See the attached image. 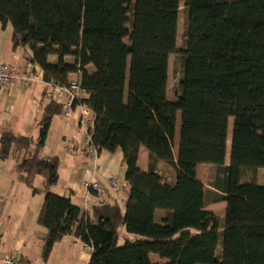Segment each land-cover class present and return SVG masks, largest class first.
I'll return each mask as SVG.
<instances>
[{
	"label": "trees",
	"instance_id": "obj_1",
	"mask_svg": "<svg viewBox=\"0 0 264 264\" xmlns=\"http://www.w3.org/2000/svg\"><path fill=\"white\" fill-rule=\"evenodd\" d=\"M0 23L13 26L14 48L30 51L27 62L40 67L47 84L69 86L70 76L81 75L78 104L90 113L92 146L123 153L125 213L104 202L86 213L50 191L59 161L41 157L61 103L45 107L36 141L2 135L1 159L15 158L20 179L45 193L38 217L47 232L45 259L75 235L92 249L89 264H264V185L241 183L243 170L264 169V0H0ZM172 56L179 67L175 101L168 98ZM141 148L147 172L139 167ZM161 163L174 170V184L160 176ZM201 165L216 169L211 187L227 205L224 221L206 210ZM39 177L41 190L34 186ZM158 210L165 212L161 223ZM121 229L135 239L121 245Z\"/></svg>",
	"mask_w": 264,
	"mask_h": 264
},
{
	"label": "crops",
	"instance_id": "obj_2",
	"mask_svg": "<svg viewBox=\"0 0 264 264\" xmlns=\"http://www.w3.org/2000/svg\"><path fill=\"white\" fill-rule=\"evenodd\" d=\"M13 36V26L11 24L3 26L0 23V62L24 72L28 63L27 58L31 53L25 48L15 49ZM48 60L50 64L54 65L58 62V58L55 56L49 57ZM89 69L92 73L94 72L92 67ZM39 78L30 85L17 82L0 88V152L1 137L4 133L31 138L32 141L38 139L44 109L51 102L45 97L50 89L43 80L41 69ZM51 92L55 94V91L51 90ZM86 133L87 131L79 123L78 112L69 119L64 118L62 114L53 118L45 147L41 153L42 158L56 157L59 161V181L50 191L56 195L70 198L73 205L86 213L91 212L95 206L104 202L118 204L124 214L127 204V189L124 188L116 193L109 186L110 179H117L121 184H126L123 153L119 150L115 153L102 151L97 156L85 153L72 155L69 148L84 146ZM230 154L231 145L229 146L228 142L227 166L230 163ZM138 163L142 171H149L148 152L144 148L140 149ZM16 165L15 158L10 157L7 160H2L0 156V264H4L3 259L8 254L23 259L29 264H89L92 249L83 245L75 235L67 236L56 243L48 258H44L47 232L38 224V217L45 193L43 191L34 193L20 179L16 172ZM215 170L213 166L202 169L198 167V179L206 186V210L215 215L224 211L226 215V203L216 202L218 192L211 187ZM158 172L165 183L174 184L175 175L169 173L162 163L158 165ZM207 173L208 176H206ZM205 176L209 183L206 182ZM254 176L256 174H253V171L243 170L241 183L252 182ZM87 182L98 183L104 189V194L97 196L89 192L84 187ZM34 186L41 190L43 179L36 178ZM164 217V211L155 212L157 223H161ZM123 239L133 240L135 236L126 233ZM151 260L155 263L165 262L160 258L157 259V256H152Z\"/></svg>",
	"mask_w": 264,
	"mask_h": 264
},
{
	"label": "built area",
	"instance_id": "obj_3",
	"mask_svg": "<svg viewBox=\"0 0 264 264\" xmlns=\"http://www.w3.org/2000/svg\"><path fill=\"white\" fill-rule=\"evenodd\" d=\"M40 68L34 64L27 63L24 72L17 70V68L0 62V88L7 87L14 83L20 82L25 85H30L34 81L39 80ZM49 91L45 94V97L49 100H55L62 105V116L66 119L71 118L76 112H78V120L80 124L87 131L84 147L80 149L82 153L89 155H98V151L92 146V138L89 133L90 126V113L88 109L80 104L79 101L85 96L81 86V75L76 74L69 77V86H54L47 84ZM55 91V94L51 92ZM71 153L78 154V149H72ZM109 186L111 189L119 193L122 191L126 184H121L117 179H110ZM85 189L89 190L97 196L104 194V189L96 182H87L84 184ZM4 264H29L27 261L17 258L12 254H8L3 259Z\"/></svg>",
	"mask_w": 264,
	"mask_h": 264
},
{
	"label": "rangeland",
	"instance_id": "obj_4",
	"mask_svg": "<svg viewBox=\"0 0 264 264\" xmlns=\"http://www.w3.org/2000/svg\"><path fill=\"white\" fill-rule=\"evenodd\" d=\"M185 15H186V12H185V2L182 1L181 2V13H180V20H179V35H178V48H180L183 44V36H184V32H185ZM169 93H168V98L169 100L171 101H175L176 98H175V92H176V88H177V84H178V81H179V67H178V59H177V56H172L171 59H170V65H169ZM232 132H233V119L230 120L229 122V138H228V142H229V146L231 145V141H232ZM176 141H177V145L175 147V152H177V146H178V143L180 141V114L178 116V124H177V132H176ZM84 147V146H82ZM82 147H75V146H71L69 148V152L71 153V150L72 149H78V154H81L82 152L80 151V149ZM72 154V153H71ZM74 155V154H72ZM76 156V155H74ZM164 165L165 169H167V171L169 173H172L175 175V172L172 168H170L169 166L165 165V164H162ZM200 169H202L203 167H208V165H201L199 166ZM253 174H256V176H254V179L252 180V182L256 185H263L264 184V169H260V170H253ZM208 176V173L207 175ZM206 176H205V180L206 182L209 183V180L206 179ZM253 176V175H252ZM248 177V176H247ZM249 179H252L249 177ZM38 181H41V180H38ZM209 198V197H208ZM219 211V210H218ZM217 216L222 220L224 221V218H225V212L223 211V213L221 212H218L217 213ZM123 231V233H121ZM125 230H122L120 231V244H124V236L126 235V232H124ZM216 258L220 261L221 258H222V242L220 241L219 243V246L217 248V252H216ZM157 259H159L157 257Z\"/></svg>",
	"mask_w": 264,
	"mask_h": 264
}]
</instances>
